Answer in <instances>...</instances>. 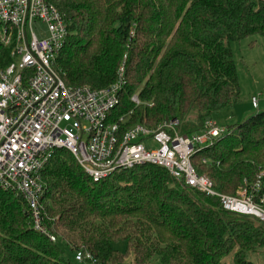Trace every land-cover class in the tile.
<instances>
[{
    "label": "trees",
    "instance_id": "trees-1",
    "mask_svg": "<svg viewBox=\"0 0 264 264\" xmlns=\"http://www.w3.org/2000/svg\"><path fill=\"white\" fill-rule=\"evenodd\" d=\"M68 24L56 65L69 86L104 88L123 68L113 117L154 128L178 121L181 134L234 106L241 87L231 42L264 40V0H46ZM0 67L11 58L0 42ZM137 94L139 104L131 97ZM222 193L236 195L264 172V108L192 157ZM43 224L25 200L0 188V264H74L73 252L101 264H264V223L224 210L219 201L178 182L168 170L139 165L95 182L66 149L42 171ZM125 242L121 254L114 244ZM262 262H259L257 258Z\"/></svg>",
    "mask_w": 264,
    "mask_h": 264
},
{
    "label": "built area",
    "instance_id": "built-area-1",
    "mask_svg": "<svg viewBox=\"0 0 264 264\" xmlns=\"http://www.w3.org/2000/svg\"><path fill=\"white\" fill-rule=\"evenodd\" d=\"M68 34L54 4L0 0V42L11 58L0 67V188L25 200L38 232L56 242L43 224L42 171L58 149L68 150L95 182L139 165L163 167L178 182L216 198L224 210L264 223V172L248 188L228 195L193 165V155L224 135L225 128L211 118L190 135L179 132L175 119L154 128L145 123L128 126V116L113 117L125 85L123 68L119 79L104 88L69 86L63 80L56 61ZM131 100L140 103L137 94ZM252 105L258 109L257 97ZM75 259L101 264L81 250Z\"/></svg>",
    "mask_w": 264,
    "mask_h": 264
},
{
    "label": "rangeland",
    "instance_id": "rangeland-1",
    "mask_svg": "<svg viewBox=\"0 0 264 264\" xmlns=\"http://www.w3.org/2000/svg\"><path fill=\"white\" fill-rule=\"evenodd\" d=\"M36 27L38 30L41 28L38 25ZM231 48L237 65L241 93L236 107L234 105L226 108L212 117V121L216 126L225 128L227 131L228 126L238 121H243L246 115L252 114V110L247 107L248 102L246 98L248 95L249 98L251 96L257 97L258 102L264 99V40L260 36L250 37L239 42H231ZM263 107L261 103L260 109H263ZM156 146V144L152 143V147ZM59 244L63 257L66 260L74 264H82L75 259V252L71 251L65 242L60 241ZM114 248L121 254H126L128 251L125 242L115 243ZM131 257L132 255L120 264H131L134 262ZM257 260L262 262L259 257Z\"/></svg>",
    "mask_w": 264,
    "mask_h": 264
},
{
    "label": "crops",
    "instance_id": "crops-1",
    "mask_svg": "<svg viewBox=\"0 0 264 264\" xmlns=\"http://www.w3.org/2000/svg\"><path fill=\"white\" fill-rule=\"evenodd\" d=\"M251 98H253L252 96H251ZM251 98H249V95L247 96V98H246V101L248 102V109H251L252 110V113H254V111L253 110H255L256 108H254L253 107V105H252V99ZM261 103H262V106H264V99L263 100H261L260 102H258V109H260V106H261ZM236 105H237V103L235 104V107H236ZM264 108V107H263ZM257 110V109H256ZM234 113V112H233ZM247 116V115H246ZM245 116V117H246Z\"/></svg>",
    "mask_w": 264,
    "mask_h": 264
}]
</instances>
